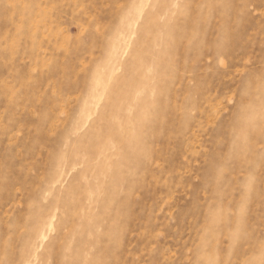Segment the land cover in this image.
<instances>
[{
    "label": "rangeland",
    "instance_id": "rangeland-1",
    "mask_svg": "<svg viewBox=\"0 0 264 264\" xmlns=\"http://www.w3.org/2000/svg\"><path fill=\"white\" fill-rule=\"evenodd\" d=\"M0 264H264V0H0Z\"/></svg>",
    "mask_w": 264,
    "mask_h": 264
}]
</instances>
